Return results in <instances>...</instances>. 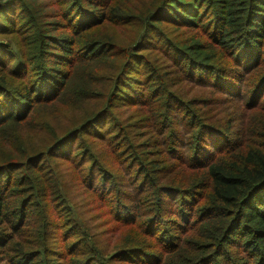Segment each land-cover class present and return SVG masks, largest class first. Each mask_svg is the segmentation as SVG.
Wrapping results in <instances>:
<instances>
[{
    "label": "trees",
    "instance_id": "obj_1",
    "mask_svg": "<svg viewBox=\"0 0 264 264\" xmlns=\"http://www.w3.org/2000/svg\"><path fill=\"white\" fill-rule=\"evenodd\" d=\"M0 264H264V0H0Z\"/></svg>",
    "mask_w": 264,
    "mask_h": 264
},
{
    "label": "rangeland",
    "instance_id": "obj_2",
    "mask_svg": "<svg viewBox=\"0 0 264 264\" xmlns=\"http://www.w3.org/2000/svg\"><path fill=\"white\" fill-rule=\"evenodd\" d=\"M4 38H7V37L4 36Z\"/></svg>",
    "mask_w": 264,
    "mask_h": 264
}]
</instances>
